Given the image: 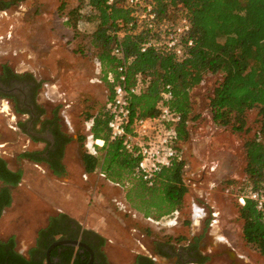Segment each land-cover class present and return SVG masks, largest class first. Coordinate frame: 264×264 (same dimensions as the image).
I'll return each mask as SVG.
<instances>
[{"label":"rangeland","instance_id":"374dc122","mask_svg":"<svg viewBox=\"0 0 264 264\" xmlns=\"http://www.w3.org/2000/svg\"><path fill=\"white\" fill-rule=\"evenodd\" d=\"M13 2L10 8L0 11V64L7 62L16 69L40 75L46 97L57 106L72 132V142L67 148L69 174L57 182L44 175L29 176L23 192L33 200L22 199L3 214L0 236L15 234L19 248H23L45 218L63 213L101 235L110 259L118 264H130L137 254L147 253L155 240L186 244L202 230L206 231L204 242H216L221 237L219 246L235 249L243 257L241 263L264 264V255L245 240L238 200L240 193L247 191L245 143L259 130L258 113L248 112L243 132L215 124L209 97L220 75L207 74L192 91L195 114L200 117L190 124V139L181 141L188 188L184 206L176 217L146 216L127 198L129 189L140 179L133 176L116 183L103 176L100 169L93 174L85 171L83 153L90 152L96 140L90 138L86 118L89 113L104 112L109 94L101 74L96 73V51L88 38L96 26L88 20L90 8L82 7L79 19L74 16V29L66 24V15L81 6L83 0ZM94 146L101 157L103 152L97 149L100 145Z\"/></svg>","mask_w":264,"mask_h":264},{"label":"trees","instance_id":"16d2710c","mask_svg":"<svg viewBox=\"0 0 264 264\" xmlns=\"http://www.w3.org/2000/svg\"><path fill=\"white\" fill-rule=\"evenodd\" d=\"M149 1L161 19L179 14L189 17L194 45L186 59L180 61L153 48L142 53L140 48L151 35L148 31L126 29L120 34L124 30L117 29L118 22L126 24L131 20V13L122 6V0H116L113 5H109L108 0H83L81 6L66 15V24L75 29L74 16L79 19L82 7L90 8L88 20L96 26L88 38L96 51L94 64L99 62L102 66L100 79L109 89L106 102L112 99L117 82L118 63L112 50L120 43L128 56H135L130 76L140 74L150 82L145 93L132 98L133 116H156L159 113L157 104L170 86L173 95L170 108L181 116L178 125L181 145V141L190 139L191 122L200 117L195 114L192 91L204 82L207 74H219L220 81L209 97L213 122L243 132L248 112L256 111L260 117L259 130L245 143V172L249 182L247 191L238 197L257 189L264 181V0ZM86 119L93 121L94 138L105 142L97 147L103 152L101 157L91 151L83 153L86 173L93 174L100 169L109 181L130 180L137 159L124 148L121 140H111L108 117L103 112L89 113ZM185 167L184 159L173 162L160 173L153 187L140 180L129 189L128 200L146 216H178L188 192ZM239 215L244 220L245 240L264 255V222L255 204L247 199L245 205L240 206Z\"/></svg>","mask_w":264,"mask_h":264},{"label":"flooded vegetation","instance_id":"af4514ba","mask_svg":"<svg viewBox=\"0 0 264 264\" xmlns=\"http://www.w3.org/2000/svg\"><path fill=\"white\" fill-rule=\"evenodd\" d=\"M9 5H14L13 0H0V11ZM71 134L57 106L46 97L40 75L1 63L0 219L16 202L33 200L23 192L29 176L44 175L57 182L62 179L58 174H69L67 148ZM43 223L23 248H19L15 234L0 236V264H118L110 259L101 235L68 215H49ZM205 234L202 230L186 244L155 240L147 253L137 254L130 264H245L235 249L219 246L221 237L208 243L203 241Z\"/></svg>","mask_w":264,"mask_h":264},{"label":"built area","instance_id":"2783aa9c","mask_svg":"<svg viewBox=\"0 0 264 264\" xmlns=\"http://www.w3.org/2000/svg\"><path fill=\"white\" fill-rule=\"evenodd\" d=\"M115 2L116 0H108L109 5ZM121 4L130 11L131 20L126 24L118 22L117 29L124 30L120 34L126 29L151 33L150 38L140 48L142 53L153 48L173 55L180 61L187 58L190 48L194 45L191 36L192 23L187 15L179 14L176 17L161 19L154 4L149 0H122ZM112 55L118 63L117 82L112 90L113 97L105 103L103 112L108 117L110 138L123 142L124 148L137 159L134 176L147 186L153 187L165 168L184 159L178 132L181 116L170 108L169 102L173 97L170 86L166 88L167 91L162 94L157 104L159 113L156 116H133L132 98L145 93L150 82L140 74L130 76L129 69L135 56H128L120 43L114 46ZM96 73H102L99 62H96ZM92 126L93 121L89 122L87 127L91 132ZM90 138L94 139L93 133ZM96 143L97 140L90 145L93 154H96ZM247 199L255 204L264 222V181L257 189L241 195L240 204L245 205Z\"/></svg>","mask_w":264,"mask_h":264},{"label":"bare ground","instance_id":"6f19581e","mask_svg":"<svg viewBox=\"0 0 264 264\" xmlns=\"http://www.w3.org/2000/svg\"><path fill=\"white\" fill-rule=\"evenodd\" d=\"M96 144L102 146L103 145V140H101V139L97 140Z\"/></svg>","mask_w":264,"mask_h":264}]
</instances>
